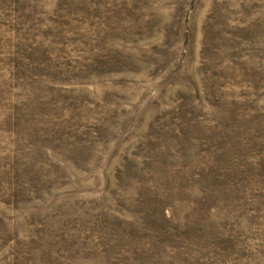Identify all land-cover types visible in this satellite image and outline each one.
<instances>
[{
    "label": "rangeland",
    "instance_id": "rangeland-1",
    "mask_svg": "<svg viewBox=\"0 0 264 264\" xmlns=\"http://www.w3.org/2000/svg\"><path fill=\"white\" fill-rule=\"evenodd\" d=\"M0 264H264V0H0Z\"/></svg>",
    "mask_w": 264,
    "mask_h": 264
}]
</instances>
